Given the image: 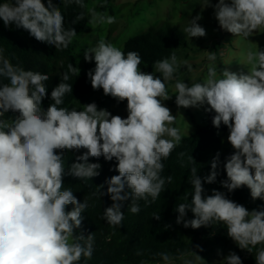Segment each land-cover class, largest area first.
<instances>
[{
    "label": "clouds",
    "instance_id": "clouds-1",
    "mask_svg": "<svg viewBox=\"0 0 264 264\" xmlns=\"http://www.w3.org/2000/svg\"><path fill=\"white\" fill-rule=\"evenodd\" d=\"M72 2L83 7L81 0H63L65 7ZM200 6L202 11L213 8L219 29L234 37L249 40L264 33V0H217L215 4L201 0ZM89 11L88 23L93 28L116 21L114 16ZM81 19L82 15L77 16L72 24ZM201 19V14L195 15L184 28L190 39L207 35ZM0 20L5 28L15 25L56 50L67 49L77 36L74 27L65 28L62 11L53 0L47 4L44 0H3ZM83 57L95 62L87 72L92 89H102L117 103L126 101V118L98 109L95 102L83 105L82 110L63 107L65 95L73 91L67 83L69 72L74 76L80 73L72 64L52 88L53 102L43 107L49 98L45 83L49 76L14 65L0 49V79L8 81L0 82V264H80L82 259L92 258L93 235L77 234L88 201L81 203L70 188L63 187L66 176L87 180L100 175L101 164L90 162V158L117 162L112 170L118 175L106 179L107 191L100 192L113 201L102 217L109 225L122 224L124 202L130 201L132 214L140 212V200L146 206L155 202L166 190V183L173 180L171 175H161L163 161L182 140L180 129L172 126L176 116L164 103L173 95L178 109L203 108L214 113L213 127L226 126L227 142L233 150L223 162L218 152L203 177L189 156L193 166L188 180L193 191L190 202L185 196L186 202L176 205L175 223L194 230L222 224L241 251L251 254L256 249L255 264H264V205L249 210L225 192L212 189L207 195L204 188L205 183L217 182L222 165L226 179L220 184L227 193L246 186L253 201L264 200V49L258 44L249 48L241 64L247 66V72L225 68L219 74L217 56L209 51L207 59L212 63L206 77L190 83L176 80L171 95L168 82L181 67L193 70L192 64L178 60L174 51L155 61L151 72L141 70L137 51L125 53L104 38L87 47ZM6 113L15 114L14 118L4 119ZM81 150L66 170L65 154ZM189 211L193 218L186 219ZM153 218L159 220L160 215L153 213ZM156 255L164 264H172L169 253ZM218 255L222 256L218 264H243L235 251L227 255L218 251ZM196 258L204 261L199 255Z\"/></svg>",
    "mask_w": 264,
    "mask_h": 264
},
{
    "label": "trees",
    "instance_id": "trees-1",
    "mask_svg": "<svg viewBox=\"0 0 264 264\" xmlns=\"http://www.w3.org/2000/svg\"><path fill=\"white\" fill-rule=\"evenodd\" d=\"M88 0H81L83 7L75 2L64 6L63 0H53L54 4L59 5L64 16L65 28L74 27L77 34L86 28L91 16L87 13L86 6ZM3 2V0H0ZM47 4V0L44 1ZM83 16L76 24L72 21L77 16ZM187 43L184 33L169 24L162 27H150L129 38L123 45V51H137L141 58L140 65L143 71H154L152 65L155 61L169 57L172 52L187 49ZM0 49H3V55L14 65L19 64L25 70L47 74L49 80L46 83L49 98L43 101V107L53 101L50 100V93L62 78L65 72H69V65L74 66L71 55V46L67 49L56 50L54 46L38 42L29 33L23 29L5 28L0 21ZM75 67V66H74ZM70 79L67 83L72 84L73 91L64 97L63 107L69 109L76 108L82 110L83 105L95 102L99 108L105 102L114 103L117 106L126 105L127 102L117 103L110 96H105L103 90H93L87 74L84 76H74L69 72ZM157 75H159L157 73ZM0 82L7 83V80L0 79ZM96 95H100L96 98ZM15 114L6 113L4 119H13ZM214 113H207V121L202 126H197L195 131L182 137L181 143L172 152L170 157L163 161L165 167L161 173L163 177L171 175L172 183L165 185V191L160 194L155 202L145 205V201L140 200V212L132 214L128 210L130 201L124 202V220L120 226L113 227L109 225L102 217L104 209L110 206L113 201L108 195H100V192L106 193L107 185L104 183L118 172L112 170L115 168L116 161L107 162L101 157L99 161L90 158V162L101 164L100 175L92 179L79 180L73 177H65L63 187L71 189L77 199L83 203L88 201V208L82 215L84 216L81 229H77V234L83 232L85 236L92 234L94 237V251L90 260H81L80 264H142L148 261L149 264L164 263L157 253L167 252L172 257V261H178L180 258L192 252H196L204 259H208L216 247H224L227 244L226 236L221 235V229L224 225H213L212 227H201L200 229L184 228L182 224L175 223L178 213L175 207L179 203H184L185 196L190 202L193 191L189 183L190 168L193 166L189 161V156L195 160V167L198 169V175L201 177L210 172V161L219 152L220 160L223 162L227 156L232 153V148L227 147L222 141V135H228L226 126H221L219 130L213 127L211 119ZM68 152L64 156L65 169L75 162L76 156L82 154ZM180 153H184L181 157ZM183 165V166H182ZM226 179V172L221 165L220 175L217 182L213 184H204L205 193L210 195L212 189L225 192L228 198L243 204L249 210L264 205V200L253 201L250 196V190L245 186L235 190L233 193H227V190L221 187L220 181ZM99 185H104L99 188ZM149 200L151 198L149 197ZM72 205L68 206L71 210ZM153 213L160 215V219L153 218ZM193 218L189 211L186 219ZM170 225L171 227H166ZM179 230V232L176 231ZM184 237H183V236ZM200 247L197 248L196 246ZM260 247V246H257ZM200 248L203 251H200ZM142 255H137V253ZM255 252L247 253L243 259V264H255Z\"/></svg>",
    "mask_w": 264,
    "mask_h": 264
},
{
    "label": "rangeland",
    "instance_id": "rangeland-1",
    "mask_svg": "<svg viewBox=\"0 0 264 264\" xmlns=\"http://www.w3.org/2000/svg\"><path fill=\"white\" fill-rule=\"evenodd\" d=\"M216 2L217 0H212L213 4ZM200 4L201 0H88L86 10L89 15V10L94 9L98 13L114 16L116 21L113 24H100L94 28L88 23L86 28L78 33L73 43L70 44L74 66L80 69L78 76L86 75L90 69L95 67L94 60L86 62L83 53L87 47L95 46L101 38L123 48L124 43L129 38L146 31L150 27L159 28L164 24L178 28L184 33L188 48L177 50L175 54L178 60H188L193 66L191 72H188L186 67H181L175 74V78L168 82L170 95L173 94L176 80L190 83L202 81L206 77L207 67L212 63L207 59L209 51L215 52L217 56L215 66L218 74L225 68L235 72H247V66L241 64L245 62L249 48H255L258 44L261 49H264V33L249 37V40L234 37L231 33L219 29L213 8L209 7L202 11ZM197 14L202 15L199 23L206 29L207 35L190 39L184 28L190 19ZM0 21L3 24V21ZM13 27L14 25L10 28L13 29ZM95 97L99 98L100 95ZM174 101L175 95L171 100L164 103L176 116V122L172 126L180 129L182 137L192 134L197 126L206 123L207 113L203 108L178 109ZM98 109H107L113 115H120L125 118L127 116L126 105L117 106L114 103L105 102ZM221 138L224 144L231 148L227 142V135L224 134ZM176 231L179 232L178 229ZM220 234L226 236L227 244L224 247H216L207 260L202 256L204 261L198 260L196 255L199 254L194 251L178 261H172V264H218L219 260L222 259V256L218 255V251L223 255H227L229 251H235L243 260L247 252L241 251L227 237L226 227L221 229Z\"/></svg>",
    "mask_w": 264,
    "mask_h": 264
}]
</instances>
